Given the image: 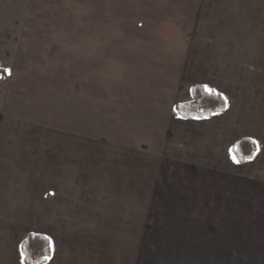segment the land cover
I'll list each match as a JSON object with an SVG mask.
<instances>
[{
  "label": "crops",
  "instance_id": "crops-1",
  "mask_svg": "<svg viewBox=\"0 0 264 264\" xmlns=\"http://www.w3.org/2000/svg\"><path fill=\"white\" fill-rule=\"evenodd\" d=\"M132 1L127 34L145 42L77 47L76 66L70 45L26 27L38 15L18 9L34 0H0V212L9 197L55 206L93 186L113 195L118 180L133 190L138 170L150 211L205 212L213 243L231 229L239 259L262 264L264 92L241 89L238 74L264 67V0H145L138 13ZM194 84L221 93L226 110L176 115ZM241 137L257 145L245 162L232 153ZM54 254L51 242L45 264Z\"/></svg>",
  "mask_w": 264,
  "mask_h": 264
},
{
  "label": "rangeland",
  "instance_id": "rangeland-1",
  "mask_svg": "<svg viewBox=\"0 0 264 264\" xmlns=\"http://www.w3.org/2000/svg\"><path fill=\"white\" fill-rule=\"evenodd\" d=\"M34 1L22 3L18 9L38 15L26 27L54 34L53 37L47 35L45 42L51 39L54 44L64 43L67 51L71 49V60H75L76 66L80 55L77 47L89 50L91 46L103 45L111 49L112 44L143 43L147 38L127 34L130 21L125 18L134 14L132 0ZM136 4V13L142 12L140 7L145 5V0H137ZM144 22L142 24L147 25ZM247 22L248 26L252 25V21ZM66 45H70V49ZM87 54L92 55L91 51ZM105 54L102 51L101 58ZM238 75L241 89L249 93L264 92V67L240 69ZM128 175H132L131 172ZM142 176L141 171H135L133 190H127L128 186H122V181L118 180L121 188L115 187L113 195H109L110 191L97 197L93 186L86 188V197L77 190L69 196L63 194L66 196H61L65 198L63 204L55 206L47 204L46 196L42 195L39 196L41 204L34 196L29 203L26 196L9 197L7 210L0 212V264H20L17 247L28 232H40L50 238L55 252L50 264L253 263L248 257L239 259L238 234L231 229L224 231L226 237L223 232L219 237L215 233V240H224L225 245L213 243L212 232L202 226L206 224L205 212L193 218L190 212L150 211V207L155 206H151L150 195L145 200L148 202H143L145 181ZM243 253L244 257L249 255Z\"/></svg>",
  "mask_w": 264,
  "mask_h": 264
},
{
  "label": "trees",
  "instance_id": "trees-1",
  "mask_svg": "<svg viewBox=\"0 0 264 264\" xmlns=\"http://www.w3.org/2000/svg\"><path fill=\"white\" fill-rule=\"evenodd\" d=\"M4 71L0 68V80ZM228 101L219 92L208 90L200 84L191 87L188 101L175 104V113L180 117H210L226 110ZM257 145L249 137H241L232 146V153L238 162L252 159ZM20 255L24 264H45L51 255V242L47 235L28 232L20 241Z\"/></svg>",
  "mask_w": 264,
  "mask_h": 264
}]
</instances>
